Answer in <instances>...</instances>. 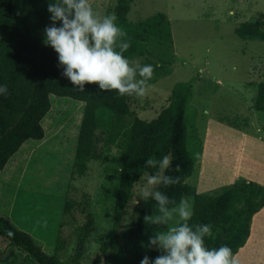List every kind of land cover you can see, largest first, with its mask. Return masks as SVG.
<instances>
[{
  "label": "rangeland",
  "instance_id": "rangeland-1",
  "mask_svg": "<svg viewBox=\"0 0 264 264\" xmlns=\"http://www.w3.org/2000/svg\"><path fill=\"white\" fill-rule=\"evenodd\" d=\"M127 1L131 22L165 14L172 40L170 51L150 46L149 59L170 71L150 84L145 96L130 99L133 113L150 120L168 105L176 83L191 84L186 144L195 165L186 181L198 192L236 180L264 186V113L253 108L254 83L264 79V39H243L234 32L256 15L264 19V0ZM89 2L104 16L115 13L118 0ZM50 103L41 120L44 137L24 142L0 170V217L30 234L43 252L68 264H140L144 255L154 259L160 253L147 244L156 231L139 232L130 219L135 200H143L139 195L147 186L145 175L134 185L117 245L107 255L101 253L99 242L110 216L102 200L113 182L105 169L108 162L92 159L82 175L76 172L84 103L55 95ZM103 147L100 141L98 150ZM68 201L72 207L64 212ZM5 244L0 239V248ZM234 256L239 264H264V206L253 215L249 237Z\"/></svg>",
  "mask_w": 264,
  "mask_h": 264
},
{
  "label": "trees",
  "instance_id": "trees-1",
  "mask_svg": "<svg viewBox=\"0 0 264 264\" xmlns=\"http://www.w3.org/2000/svg\"><path fill=\"white\" fill-rule=\"evenodd\" d=\"M55 2L0 0V85L8 87V94L0 95V170L24 142L44 137L41 120L51 109V95L83 102L74 152L76 172L82 175L89 160H102L108 162L105 169L113 178L102 200L110 215L109 228L99 242L102 254L107 255L118 243L134 185L145 173L151 175L158 170L147 167L145 161L150 157L160 159L166 154L171 155L173 166L166 174L179 176L180 182L167 187L161 185L158 190L177 203L182 196L192 197L194 215L189 224L212 225V235L204 238L205 245L208 248L227 245L233 254L237 253L249 237L253 215L264 206V186L255 181L236 180L212 192H198L186 181L195 165L186 144L185 117L193 95L191 84L176 83L171 88L168 105L150 120L140 118L131 110L129 101L134 95L101 91L95 83H86L84 90H79L61 75L63 67L58 66V54L44 43V28L52 23L47 6ZM114 9L118 26L127 33L121 39L131 44L123 55L130 61L144 58L139 61L141 65L154 66L148 85L166 76L170 70L149 59L151 45H163L167 51L172 47L166 15L157 13L131 22L127 17L130 9L127 0H118ZM55 23L58 27L61 25L60 21ZM234 32L243 39H264V19L256 15L253 20L235 27ZM137 79H140L138 75ZM254 87L253 108L264 113V79L254 83ZM100 141L104 147L98 150ZM176 165H180L179 172L175 171ZM72 204L66 202L63 211L68 212ZM235 206L238 208L234 210ZM156 214V202L151 197L148 201L142 200L131 211L132 227L139 232L159 230L161 225L144 220L145 215ZM0 239L6 243L0 248V263L68 264L56 255L43 252L30 234L16 228L5 217H0Z\"/></svg>",
  "mask_w": 264,
  "mask_h": 264
},
{
  "label": "clouds",
  "instance_id": "clouds-1",
  "mask_svg": "<svg viewBox=\"0 0 264 264\" xmlns=\"http://www.w3.org/2000/svg\"><path fill=\"white\" fill-rule=\"evenodd\" d=\"M47 11L52 23L44 28V43L58 54V66L63 67L61 75L73 86L83 91L86 83H95L101 91L116 90L121 96L147 94L154 66L141 65L123 55L131 44L121 39L127 33L118 26L114 12L101 16L89 0H56L48 4ZM56 21L61 22L59 27ZM7 94V85H0V95ZM145 164L158 170L151 175L145 173L147 186L139 196L144 201L151 197L158 214L145 215L144 220L167 227L156 231L148 240L147 247L160 254L154 259L144 255L140 264H239L229 246L205 245L204 238L212 235L211 224H189L194 215L192 197L182 196L177 203L158 190L161 185L167 187L180 182L179 176L166 174L173 167L171 155L160 159L150 157ZM175 171H180V165L175 166Z\"/></svg>",
  "mask_w": 264,
  "mask_h": 264
}]
</instances>
